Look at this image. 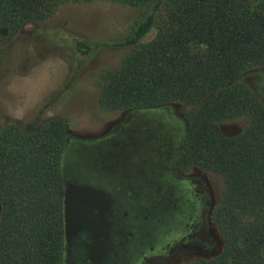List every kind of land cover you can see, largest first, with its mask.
Segmentation results:
<instances>
[{"label":"trees","instance_id":"obj_1","mask_svg":"<svg viewBox=\"0 0 264 264\" xmlns=\"http://www.w3.org/2000/svg\"><path fill=\"white\" fill-rule=\"evenodd\" d=\"M64 1L0 0V38L39 25ZM120 1L144 17L114 45L125 54L100 75V108L179 105V168L223 182L208 213L217 250L176 264H264V104L241 80L264 66V0ZM74 45L82 56L91 50ZM51 104L29 120L0 122V264L62 262L67 122L43 118ZM232 118L244 124L224 134L219 124Z\"/></svg>","mask_w":264,"mask_h":264},{"label":"rangeland","instance_id":"obj_2","mask_svg":"<svg viewBox=\"0 0 264 264\" xmlns=\"http://www.w3.org/2000/svg\"><path fill=\"white\" fill-rule=\"evenodd\" d=\"M143 17L142 7L120 0H66L39 25L0 38V122L29 120L42 103L53 104L44 119L67 122L61 264H176L217 250L208 213L223 182L179 168L184 109L107 112L98 104L100 75L125 54L114 45ZM241 80L264 104V66ZM139 111L155 121L143 123ZM243 124L219 126L230 135Z\"/></svg>","mask_w":264,"mask_h":264},{"label":"flooded vegetation","instance_id":"obj_3","mask_svg":"<svg viewBox=\"0 0 264 264\" xmlns=\"http://www.w3.org/2000/svg\"><path fill=\"white\" fill-rule=\"evenodd\" d=\"M139 112H141V111H139ZM147 112H150V111H147ZM145 114V116L147 117L146 119H143V123H146L147 122V120H153V121H155V119H153V118H149L150 116L146 113V111H143V112H141V113H139V114ZM157 120H158V118H156ZM165 123H167V122H165L164 120L162 121V122H159V125H162L163 124V127H166V124ZM184 133H185V124H184V127H183V131H182V133H181V140H180V145L182 144V142H183V137H184ZM170 135H173V136H175V134H176V131L174 130V129H171V132L169 133ZM179 145V146H180ZM80 153H85L86 151H79ZM66 166L64 165L63 166V174H62V176H61V195H62V200H63V187H62V185H63V183H64V172L66 171V168H65ZM70 184H72V183H74V180H72V179H70Z\"/></svg>","mask_w":264,"mask_h":264},{"label":"crops","instance_id":"obj_4","mask_svg":"<svg viewBox=\"0 0 264 264\" xmlns=\"http://www.w3.org/2000/svg\"><path fill=\"white\" fill-rule=\"evenodd\" d=\"M36 69H37V66L33 67V69L31 70L30 74H31L32 72H34ZM30 74H29V75H30ZM12 92L14 93V92H16V90H12ZM17 93H18V92H17ZM43 96H44V95H43ZM43 96H42V97H43ZM40 99H41V98H40Z\"/></svg>","mask_w":264,"mask_h":264},{"label":"water","instance_id":"obj_5","mask_svg":"<svg viewBox=\"0 0 264 264\" xmlns=\"http://www.w3.org/2000/svg\"><path fill=\"white\" fill-rule=\"evenodd\" d=\"M0 211H1V207H0Z\"/></svg>","mask_w":264,"mask_h":264}]
</instances>
